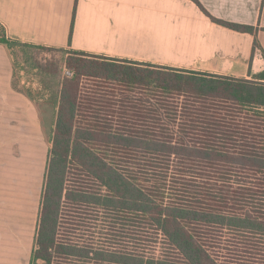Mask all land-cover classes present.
Listing matches in <instances>:
<instances>
[{
  "label": "trees",
  "instance_id": "trees-1",
  "mask_svg": "<svg viewBox=\"0 0 264 264\" xmlns=\"http://www.w3.org/2000/svg\"><path fill=\"white\" fill-rule=\"evenodd\" d=\"M210 17L233 30L255 33L252 26ZM0 32L11 59L16 46L66 54V75L54 70L56 89L44 98L56 111L30 264H55L57 259L63 264H219L207 248L218 231L264 238V69L236 76L76 50L69 44L18 41L7 36L1 23ZM259 47L254 40V49ZM12 64L14 69L13 59ZM83 82L138 89L146 96L129 100L120 94L116 100L122 105L133 100L148 105L152 96L153 107L171 108L164 113L152 109L153 120L136 114L140 128L131 125L134 115L122 114L127 130L113 129L90 108L99 97L84 94ZM12 86L39 105L41 98L18 87L14 74ZM66 204L105 212L115 220L110 223L149 226L179 256L61 238Z\"/></svg>",
  "mask_w": 264,
  "mask_h": 264
},
{
  "label": "crops",
  "instance_id": "crops-1",
  "mask_svg": "<svg viewBox=\"0 0 264 264\" xmlns=\"http://www.w3.org/2000/svg\"><path fill=\"white\" fill-rule=\"evenodd\" d=\"M197 1L209 15L194 0H0V23L9 38L34 44L236 76L263 70L264 0ZM13 74L0 43V264H30L49 141Z\"/></svg>",
  "mask_w": 264,
  "mask_h": 264
},
{
  "label": "rangeland",
  "instance_id": "rangeland-1",
  "mask_svg": "<svg viewBox=\"0 0 264 264\" xmlns=\"http://www.w3.org/2000/svg\"><path fill=\"white\" fill-rule=\"evenodd\" d=\"M12 59L14 61V83L24 90L30 89L29 93L41 98L38 100L39 105L37 107L43 119L44 131L47 137H50V129L54 123L56 109L49 101H44L46 100L44 98L49 97L51 91L54 92L56 89L53 82L54 70L58 69L62 76L66 75V54L57 50L16 46L13 48ZM83 84H85L84 94L99 97V101L90 102L92 111L99 115L102 122L109 120L113 129L120 131L123 128L127 130L126 127H122L125 126L123 120L119 119L122 114L126 117L134 115L131 125L140 128L139 124L135 123L137 122L136 114H149L153 120L155 110L150 112L152 109L164 113L171 108L170 105H155L153 107L151 104L155 100L152 96L151 98L148 96L151 100V104L148 105L137 103L134 100L122 105L116 100L120 94L127 95L130 100L132 96H139L141 92L138 89H120L114 85L105 86L102 84L104 85L102 88L94 86L93 83L86 84L83 82ZM140 96L146 97L145 95ZM146 105L151 109H146ZM242 117L247 118L248 116H240L241 119H243ZM154 123V121H150L148 124L154 126ZM258 125L263 128L260 123ZM113 221L115 220L111 219L109 214L97 211L95 208L66 204L63 209L59 236L64 239L72 238L81 244H89L93 247L103 243L130 247L145 252L147 255L163 258L175 259L179 256L175 248L169 245L162 235L151 230L149 226L141 224L129 227L123 225L121 220H116V224L110 223ZM217 234L215 240L209 239L207 241V248L211 258L219 264H264V238L258 237V239L254 236L242 235L225 229L218 231ZM55 264L63 263L57 259ZM78 264L85 263L80 261Z\"/></svg>",
  "mask_w": 264,
  "mask_h": 264
}]
</instances>
